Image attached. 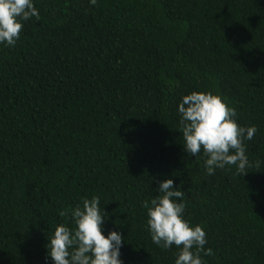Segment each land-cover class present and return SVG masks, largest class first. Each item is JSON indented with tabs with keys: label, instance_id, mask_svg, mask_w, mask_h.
I'll return each mask as SVG.
<instances>
[{
	"label": "trees",
	"instance_id": "16d2710c",
	"mask_svg": "<svg viewBox=\"0 0 264 264\" xmlns=\"http://www.w3.org/2000/svg\"><path fill=\"white\" fill-rule=\"evenodd\" d=\"M33 4L39 21L0 44V264H53L47 238L73 226L60 212L93 196L122 264H175L143 207L167 179L206 233L204 264H264V0ZM193 91L257 128L244 143L259 168L207 175L203 151H184L178 105Z\"/></svg>",
	"mask_w": 264,
	"mask_h": 264
},
{
	"label": "clouds",
	"instance_id": "9594fccd",
	"mask_svg": "<svg viewBox=\"0 0 264 264\" xmlns=\"http://www.w3.org/2000/svg\"><path fill=\"white\" fill-rule=\"evenodd\" d=\"M96 3L97 0H90L91 5ZM31 18L40 19L33 0H0V44L14 47L20 38L22 21ZM178 113L183 149L192 157L203 151L207 175L234 165L236 174L244 176L248 168L260 167L259 161L249 162L244 143L252 140L257 128L241 127L235 119L236 109L229 107L221 96L193 91L182 97ZM157 183L160 195L143 202L152 242L164 250L173 246L179 249L175 264H204L201 254L213 253L204 248L207 240L202 227L191 226L183 217L184 192L174 188L172 179ZM99 205V197L93 196L60 212L62 217L70 213L73 226L59 224L47 238V257L53 264H122L119 257L124 239L118 231H110L105 237L102 225L106 214Z\"/></svg>",
	"mask_w": 264,
	"mask_h": 264
}]
</instances>
